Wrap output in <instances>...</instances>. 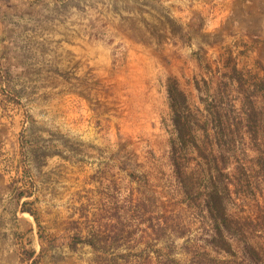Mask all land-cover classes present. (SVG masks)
I'll return each mask as SVG.
<instances>
[{
    "label": "rangeland",
    "instance_id": "374dc122",
    "mask_svg": "<svg viewBox=\"0 0 264 264\" xmlns=\"http://www.w3.org/2000/svg\"><path fill=\"white\" fill-rule=\"evenodd\" d=\"M0 264H264V0H0Z\"/></svg>",
    "mask_w": 264,
    "mask_h": 264
},
{
    "label": "trees",
    "instance_id": "16d2710c",
    "mask_svg": "<svg viewBox=\"0 0 264 264\" xmlns=\"http://www.w3.org/2000/svg\"><path fill=\"white\" fill-rule=\"evenodd\" d=\"M210 209H213V207L210 206ZM76 241H79V242H81V243H86V244L93 245V242H92V241H82V240H80V239H76Z\"/></svg>",
    "mask_w": 264,
    "mask_h": 264
}]
</instances>
